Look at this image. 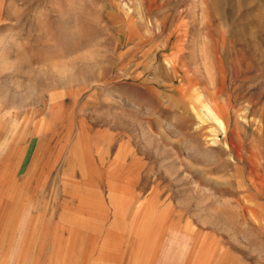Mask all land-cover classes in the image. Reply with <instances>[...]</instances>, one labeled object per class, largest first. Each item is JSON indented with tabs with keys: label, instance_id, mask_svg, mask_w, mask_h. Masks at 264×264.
<instances>
[{
	"label": "rangeland",
	"instance_id": "rangeland-1",
	"mask_svg": "<svg viewBox=\"0 0 264 264\" xmlns=\"http://www.w3.org/2000/svg\"><path fill=\"white\" fill-rule=\"evenodd\" d=\"M69 202L119 264H264V0H0V261Z\"/></svg>",
	"mask_w": 264,
	"mask_h": 264
},
{
	"label": "crops",
	"instance_id": "crops-1",
	"mask_svg": "<svg viewBox=\"0 0 264 264\" xmlns=\"http://www.w3.org/2000/svg\"><path fill=\"white\" fill-rule=\"evenodd\" d=\"M73 204L70 202L64 203V206L66 205L67 208H63L64 210L61 213L62 233L50 234L46 238H43L44 240L38 238L37 233H34L32 235V238L35 237L32 240L34 244L30 243L31 240L27 238V232H24L21 228L24 211L22 206L18 210V213L15 214L14 222L11 225L12 228L14 227V230L10 238H8L7 243L9 244L8 246L6 245L5 259L0 261V264H24V261L28 262V264H119L117 234L113 237L112 231H110L109 236L106 233L105 236L98 237L94 230H89L94 225L88 224V221L86 222L82 219L78 222L77 215L89 217V220L91 218H99L93 216V214L86 213V210H82L81 205V208H78L74 207ZM71 207L73 208V214L75 212V215L72 214V216ZM82 211H85V213ZM71 222L73 223L72 225L70 224ZM78 232L80 233L79 237ZM134 240L132 238V243L135 242ZM143 240L145 238H137V244L143 242ZM39 244H46L45 247L42 245V251L39 249ZM32 247H34L33 252L31 251ZM135 250L136 245L128 247L125 252L124 264H155L148 258V253L145 250L142 251L140 249L137 252ZM39 253L41 254L39 255ZM158 257L161 258L162 255H158ZM157 264L161 263L158 262Z\"/></svg>",
	"mask_w": 264,
	"mask_h": 264
},
{
	"label": "bare ground",
	"instance_id": "bare-ground-1",
	"mask_svg": "<svg viewBox=\"0 0 264 264\" xmlns=\"http://www.w3.org/2000/svg\"><path fill=\"white\" fill-rule=\"evenodd\" d=\"M201 96H202V93H201ZM203 99H204V97H203ZM204 103V102H203ZM208 110H210L209 108H208ZM211 112V111H210ZM215 114V113H214ZM214 117H215V119H217V117H216V115H214ZM233 133H236V132H233ZM237 134V133H236ZM221 135V134H220ZM222 136V135H221ZM237 137H238V135H237ZM235 139H236V136H235ZM211 140V139H210ZM218 143V142H217ZM215 145V144H214ZM229 145V144H228ZM226 146V145H225ZM223 147V146H222ZM227 148V147H226ZM226 150H228V148L226 149ZM261 152V151H260ZM227 153V152H226ZM232 159V158H231Z\"/></svg>",
	"mask_w": 264,
	"mask_h": 264
}]
</instances>
